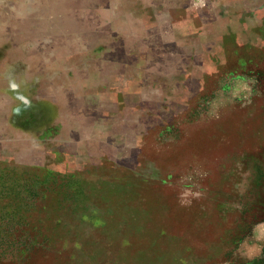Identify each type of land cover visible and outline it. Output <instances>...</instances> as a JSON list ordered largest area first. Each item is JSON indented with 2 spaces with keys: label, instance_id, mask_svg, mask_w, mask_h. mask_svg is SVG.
Segmentation results:
<instances>
[{
  "label": "rangeland",
  "instance_id": "rangeland-1",
  "mask_svg": "<svg viewBox=\"0 0 264 264\" xmlns=\"http://www.w3.org/2000/svg\"><path fill=\"white\" fill-rule=\"evenodd\" d=\"M0 264H264V0H0Z\"/></svg>",
  "mask_w": 264,
  "mask_h": 264
}]
</instances>
